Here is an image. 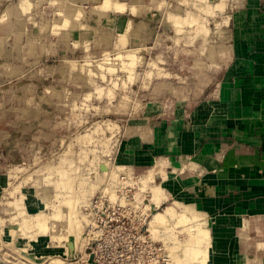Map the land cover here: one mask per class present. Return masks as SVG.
Returning <instances> with one entry per match:
<instances>
[{
  "label": "rangeland",
  "instance_id": "374dc122",
  "mask_svg": "<svg viewBox=\"0 0 264 264\" xmlns=\"http://www.w3.org/2000/svg\"><path fill=\"white\" fill-rule=\"evenodd\" d=\"M208 2L0 0V264H204L117 148L151 99L212 92Z\"/></svg>",
  "mask_w": 264,
  "mask_h": 264
},
{
  "label": "crops",
  "instance_id": "0c3cea01",
  "mask_svg": "<svg viewBox=\"0 0 264 264\" xmlns=\"http://www.w3.org/2000/svg\"><path fill=\"white\" fill-rule=\"evenodd\" d=\"M207 1L227 32L226 44L199 53L213 62L201 79L219 74L212 92L148 101L124 125L117 156L151 172L152 207L202 217L206 264H264V0Z\"/></svg>",
  "mask_w": 264,
  "mask_h": 264
},
{
  "label": "bare ground",
  "instance_id": "6f19581e",
  "mask_svg": "<svg viewBox=\"0 0 264 264\" xmlns=\"http://www.w3.org/2000/svg\"><path fill=\"white\" fill-rule=\"evenodd\" d=\"M161 215H163V217H161ZM164 216H168L169 218L174 217V216L180 217L184 220V222H188L189 224H191V228L189 227V232H190V234H193V235H191L190 239H192L194 241V246H195V247H192V250H191L192 254L194 255L195 258L198 259V261L206 264V257L202 256V254H201L202 248L201 247H202V244H206V241L208 238V229L203 224L204 223V222H202L203 219L201 220L202 217L200 218L196 214L190 215L184 210L180 212L177 210V208H175L172 205L167 206L165 208L164 214L159 213L156 218L165 219Z\"/></svg>",
  "mask_w": 264,
  "mask_h": 264
}]
</instances>
